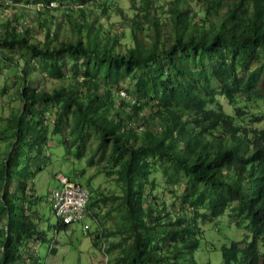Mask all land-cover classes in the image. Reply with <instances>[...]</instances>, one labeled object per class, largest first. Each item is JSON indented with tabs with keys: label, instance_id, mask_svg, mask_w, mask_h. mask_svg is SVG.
<instances>
[{
	"label": "trees",
	"instance_id": "1",
	"mask_svg": "<svg viewBox=\"0 0 264 264\" xmlns=\"http://www.w3.org/2000/svg\"><path fill=\"white\" fill-rule=\"evenodd\" d=\"M50 1L26 0L44 4L42 10ZM197 2L199 12L171 0L160 19L154 0H136L132 44L123 51L84 8L65 9L74 36L58 37L59 24L50 31L37 16L41 39L14 13L0 23V62L18 80L20 100L0 127V264H42L36 246L50 239L34 178L47 159L38 139L52 133L71 136L76 158L89 149V165L104 161L101 168L120 188L90 194L81 183L89 192L85 215L97 219L101 204L113 203L103 215L114 225L88 233L105 264H264V112L247 104L264 97V0ZM110 3L68 4L99 6L98 19ZM46 111L55 114L49 134ZM155 170L175 190L168 209L154 192ZM57 179L53 189L61 186ZM221 217L250 235L204 248L199 222ZM68 225L57 218L52 228Z\"/></svg>",
	"mask_w": 264,
	"mask_h": 264
},
{
	"label": "rangeland",
	"instance_id": "2",
	"mask_svg": "<svg viewBox=\"0 0 264 264\" xmlns=\"http://www.w3.org/2000/svg\"><path fill=\"white\" fill-rule=\"evenodd\" d=\"M71 1L72 0H64L63 2L66 4ZM98 1L102 3L105 0ZM135 1L136 0H111L112 3L108 4L109 7L104 15L98 17V19H96V17L100 10L99 6L97 8H90L86 5H79V7L70 6L71 9L74 10H70V12L71 14H77L79 8H84L85 16L88 21L94 22L95 28L99 26V23L102 24L103 28L111 33V37H114L115 34L117 36L115 49L117 51H123L127 46L132 44L129 35V22L135 12L134 9H132V4ZM170 1L171 0H154L157 6L156 12L160 19L168 16L167 11L170 6ZM185 1L189 6L191 5L199 12L201 4L198 3L197 0ZM0 2L3 4L0 5V23L6 20V16L11 15L12 17L14 13L19 21L27 20V23H30L34 30L37 31V37L41 39L44 33L41 28L37 27V20L34 19V17L37 16L39 22L44 20L48 26H50V31L56 30V25L59 24V28L57 29L58 37L74 36L72 31H75L64 16L65 9H67L64 5L49 7L47 10L40 9L42 13H38V9H35L33 6H27L28 2H26V0H10L11 3L8 4H5L4 0ZM198 15L199 13L194 18L195 20H197ZM77 19L81 20L83 18L78 16ZM215 19L216 18L210 17L207 20H209V22H214ZM10 73L11 71L9 68H6L3 62H0V127L5 120L14 115L20 107V100L16 90L18 80L15 81ZM40 79L41 83L45 86H50L52 84L50 79H42V77H40ZM2 87H5L4 94L1 92ZM218 98L224 109L232 112V107L228 101L221 95H219ZM247 104L252 107L254 111H259L258 113L261 111L264 112V97L258 99L256 102H247ZM51 110L54 113V109ZM53 113L50 111H46L45 113L48 121V134L52 130L51 122L55 119V114ZM260 126H264V122H261ZM70 137L71 136L67 133L64 136L59 133H52L47 135L45 141L41 138L38 139L41 144V149H43V152L45 151L47 155V159L44 163V167H46L38 172L34 178L37 184H35L36 193L41 196L37 209L44 217V225L48 229V238L50 240L40 242L39 245L36 246V252L42 264H105V255L100 248L92 245L91 236L88 235V233L94 232L95 230L98 231L101 226L109 227V225H114L112 216L103 215V212L109 209L113 203L107 202L106 204H101L99 207L100 215L98 214L96 216L97 219L92 217V215H85L82 220L69 224L66 229H58L55 232L52 228L57 218L52 211L51 193L52 189L58 185L57 176L65 175L71 178V180L84 184L86 183L90 188V194L96 192L111 194L119 193L120 191L114 176L106 175L101 168L102 164L105 163L104 161L99 164H88L86 158L91 154L89 149H86L84 156L79 159L73 155L72 152L75 146L71 144L72 139L70 140ZM63 139L67 141L63 142ZM1 150L2 145H0V154H2ZM96 159L97 157L95 156V160ZM40 163L42 165V158ZM153 178L155 184L154 192L157 199L159 202L163 200L168 209L173 200L172 193L175 192V190L173 186L164 182V175L159 170H155L150 174V179L152 181ZM199 224L203 230L204 238L202 239V245L204 248L209 245L210 241H213L216 246H218L222 243L227 244V238L239 240L250 235L246 229L238 227L233 220L227 217H221L209 223L199 222ZM34 245L35 243L33 241L29 246ZM50 246L55 248L54 253L49 250ZM22 254H25L24 250ZM205 255L206 252H203V259H205ZM211 259L213 263H216L218 257L217 255L211 254Z\"/></svg>",
	"mask_w": 264,
	"mask_h": 264
},
{
	"label": "built area",
	"instance_id": "3",
	"mask_svg": "<svg viewBox=\"0 0 264 264\" xmlns=\"http://www.w3.org/2000/svg\"><path fill=\"white\" fill-rule=\"evenodd\" d=\"M56 3L50 2L51 6ZM21 29V24H18ZM121 98L127 97L124 90L119 91ZM61 186L52 190V208L54 215L65 224L82 220L86 213L89 192L77 181H70L66 176H59Z\"/></svg>",
	"mask_w": 264,
	"mask_h": 264
},
{
	"label": "clouds",
	"instance_id": "4",
	"mask_svg": "<svg viewBox=\"0 0 264 264\" xmlns=\"http://www.w3.org/2000/svg\"><path fill=\"white\" fill-rule=\"evenodd\" d=\"M52 1H54L56 3L54 6L50 5V2H52ZM50 2L47 4L48 7H57L58 5H64L65 7H70V6L79 7L76 4H68V3L64 4V2H58L56 0H51ZM27 6L28 7L29 6H33L35 9L40 10V9H42L44 7V4H42V3H37V4L28 3ZM20 22L27 23V20H23V21L20 20ZM22 23H18V24H21V26H22ZM18 24H15V25H18Z\"/></svg>",
	"mask_w": 264,
	"mask_h": 264
},
{
	"label": "crops",
	"instance_id": "5",
	"mask_svg": "<svg viewBox=\"0 0 264 264\" xmlns=\"http://www.w3.org/2000/svg\"><path fill=\"white\" fill-rule=\"evenodd\" d=\"M35 181V180H34ZM36 184V183H35ZM37 185V184H36Z\"/></svg>",
	"mask_w": 264,
	"mask_h": 264
}]
</instances>
